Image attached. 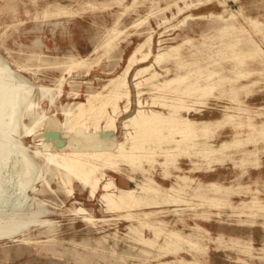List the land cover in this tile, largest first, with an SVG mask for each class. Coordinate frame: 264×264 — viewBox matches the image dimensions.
<instances>
[{
    "label": "rangeland",
    "instance_id": "374dc122",
    "mask_svg": "<svg viewBox=\"0 0 264 264\" xmlns=\"http://www.w3.org/2000/svg\"><path fill=\"white\" fill-rule=\"evenodd\" d=\"M219 1L0 0V56L7 61L13 72L17 69L16 71L35 87L33 91L35 96L38 95L39 86L55 89L60 77L66 76L62 96L56 99L53 106L47 100L42 105L47 117H57L64 123L63 109L78 102H85L89 93L101 92L109 80L121 73L127 57L135 47L149 34H153L155 52L158 48L180 46V60H167L155 67V71L162 75L158 77L159 81L178 74L186 75L188 72L195 75V78L192 77L193 81L202 80L199 78L200 70L205 75L212 71L217 73L212 77L213 80L225 79L219 83L215 97L210 98L208 105L197 106L202 110L199 114L191 113V118L198 121L223 119L225 113L238 116L233 123L218 128L211 139L199 138V143L197 142V145L209 142L218 146L238 138L237 131L241 133L239 137L249 134L248 127L235 128L234 123L239 122L240 116L243 119L251 117L257 124L264 122V56L261 61L253 56L256 47L264 52V0H226L223 3ZM54 4H60L70 12L62 16L46 15L44 11ZM187 4H190L189 8H185ZM179 7L185 11L180 15ZM227 10L233 12L242 10L243 15L255 18L261 25V31L255 23L244 20L243 15H238L233 24L211 15L224 16V11ZM185 16L190 17L185 18ZM228 23L232 25L228 26ZM113 27L122 31L120 42H115L116 46L103 47L104 40ZM31 29L33 32H30ZM28 30L29 32H26ZM248 40L250 42L253 40L254 46L248 45ZM159 41H161L160 46ZM234 42L236 43L233 44ZM228 45H234L233 50L226 48ZM95 47H99V51L92 54ZM71 55L89 57V62L83 69L65 72ZM178 61L185 66L179 69L180 71L176 64ZM241 74L243 77H240ZM144 92L143 98L150 103L153 102V98L159 102L157 96L165 101L173 98V94L170 93L154 95L147 85L144 86ZM74 93L78 95L74 96ZM132 99L133 104L130 108L135 109L134 91ZM187 101L192 102L191 99ZM146 109L155 108L149 106ZM156 109L166 112L162 107ZM29 120L32 123L31 119L25 116L22 121L24 125L30 124L31 127ZM21 131L15 137L26 147L30 150H34L37 146L41 147L40 139L37 138L39 132L29 136L24 130ZM58 132L45 134L43 141L47 142L52 136L57 137ZM115 135L114 139L124 141V131L121 127ZM70 136L75 138L74 133L66 134L65 142L71 139ZM85 138L81 136L79 140L81 139L82 142ZM248 152H254L258 160L242 165L241 161ZM228 154L232 158L224 163L212 164L211 171H207L206 164H202L200 171L195 169L192 160L197 162L196 157H183L179 162L181 171L170 167L169 176L167 173L164 174L165 170L161 166L156 165V169L152 171L153 178L164 187L170 188L177 183L175 175H188L196 182H218L234 188L238 186L236 191L240 194L232 196L231 205L251 201L254 197L264 202V140L259 138L255 143L231 147ZM158 160L162 162L164 159L158 157ZM125 164L121 163L120 166L125 173L134 176L138 182L144 180L141 172L134 173L130 166ZM18 166L17 157H12L8 161L9 172L16 171ZM146 168L148 169L149 166L146 165ZM52 171L35 182V190H20L18 180L13 178L8 193L0 199V264H264V217L257 218L255 225L251 226L242 223L236 215L237 211H234L230 205L201 207L199 199L192 198L196 183L191 185L187 193L181 195L184 201L187 200V204L181 202L177 205L159 206L156 209L142 207L133 211L134 220H128L123 217L124 211L107 210L99 200V196L91 199L88 188L77 182H73L74 194L69 196L67 186L63 185L59 173ZM107 174L115 178L119 187L137 189L136 183L129 181L127 177L110 171H107ZM37 201L45 204L52 213L39 216V219L50 220L52 224L30 223L32 218L28 212ZM79 207L86 209V214L93 216L95 222L85 220L84 218L89 216L74 211ZM153 211L156 213L149 217L150 221H164L167 224L166 229L181 230L190 239L206 245L207 252L196 251L186 244L181 251L173 254L160 250L159 245L165 244L164 235L157 238L153 229L142 228L139 223L140 218L144 219L143 213ZM243 219L246 220L244 217ZM196 225L203 226L210 234L199 233ZM133 226L141 230L142 237L156 240V246L151 248L143 245L139 241V236L131 231ZM27 229L28 232L22 233ZM237 237L242 239V244L245 241L252 242L253 248L250 254L242 251L244 245L233 240Z\"/></svg>",
    "mask_w": 264,
    "mask_h": 264
},
{
    "label": "bare ground",
    "instance_id": "6f19581e",
    "mask_svg": "<svg viewBox=\"0 0 264 264\" xmlns=\"http://www.w3.org/2000/svg\"><path fill=\"white\" fill-rule=\"evenodd\" d=\"M225 1L226 0H220L219 3ZM189 7L190 4H187L185 8ZM68 12H70L68 8L60 4L49 6V9L44 11L46 15L55 16H62ZM182 12L185 11L182 7H179L178 14L180 15ZM224 14H227V16H223L222 14L211 15L217 18H223L225 22L233 24V21H235V18H237L238 15H243V11L233 12L227 10L224 11ZM174 16L173 18H175ZM186 17L190 16H185V18ZM243 17L244 20L255 23L257 28L261 31V25L255 18L245 15H243ZM232 24L228 23V26H231ZM35 25L36 24H34V26ZM36 30L34 29V31ZM26 32H29V30ZM30 32H33V30ZM121 34L122 31H118L113 27V29L109 31L108 36L106 37L107 39L104 40L105 42L102 46H116L115 42L119 41ZM251 41L253 42V40ZM35 42H37L36 39ZM189 42L190 40H188V43ZM252 42L248 40V45L254 46ZM158 43L160 46L161 41ZM235 43L236 42L233 44ZM154 47L153 34H149L147 38L139 43L133 52L127 57L126 65L121 73L109 80L103 86L101 92L89 93L85 102H78L75 103L74 106H69L66 109H63L65 116L64 123L57 117H47L42 105L43 102L47 100L49 104L53 106L56 99L62 96L66 76L60 77L55 89L43 85L39 86L38 95L35 96L33 93L35 87L31 85L29 81L19 73V71H16L17 69L13 72L7 61L0 56V199L8 193L10 182L13 178L18 180L20 190H35V182L40 178L43 179L44 174L47 172L54 170L59 173L63 185L67 186L69 196L74 194L72 187L73 182H77L83 185L84 188H88L91 199H96L99 196V200L105 205V207H107V210L112 212L124 211L125 214L123 217L128 220L135 218L133 211L142 207L156 209L159 208V206L170 204L177 205L181 202L187 204V200L184 201V198L181 197V195L187 193L193 183H196V186L193 189L192 198H195L196 200L199 199V206L201 207L209 208L218 207L222 204L230 205L234 211H237L236 215L240 218V221L242 223H248L251 226L255 225L257 218L264 217V202L257 197H254L251 201H242L239 205H231L232 196L240 194V192L236 191L238 186L234 188L233 186H226L218 182H196L194 178L188 175H175L177 179L176 185L166 188L153 178L152 171L156 169V165L161 166L165 170L164 174H168L167 176H169L168 170L170 167L181 171L179 162L183 157H196L198 158L197 162L192 160V163L196 167L195 169L200 171L203 167L202 164H206L208 166L207 171H211L212 164L224 163L227 159L232 158L229 157L228 154V150L231 147L242 145L244 143H255L259 138L264 140V122L257 124L253 122L251 117L243 119L240 116L239 122L234 123L235 128L241 129L243 127H248L250 129L248 135L245 137H239L241 133L237 131L238 138L232 142H223L218 146L209 142H204L203 145H197L199 138L211 139L218 128H222L231 122L233 123V121H236L235 118L238 117L230 113H225L223 119H217L214 121H198L191 118L192 112L199 114V112L202 111L197 108V106L206 107L210 98L215 97V91L218 89L219 83L225 79L220 77L221 80H213L212 77L217 73L215 74L211 70L212 72L205 75L203 71L200 70L199 72H201V75H199V78L202 80L193 81L192 77L195 78V75H192L191 72L189 73L187 71L188 74L186 75H179L177 73L178 75L175 77L159 81L160 78L158 79V77L162 75L155 71V67L167 60H180V46H168L165 49L158 48L156 52L154 51ZM226 48L233 50L234 45H228ZM98 51L99 47H95L92 54H96ZM109 53L106 54L108 55ZM234 53L235 51H233V54ZM254 53L255 55L253 56L258 58L257 60L261 61L263 59L264 52L262 53L259 47L255 48ZM43 56L46 57L45 55ZM88 58L89 57H82L79 55L69 56L65 72L70 73L73 70L83 69V67L89 62ZM48 63L51 62L49 61ZM176 64L178 70L185 67L180 61L176 62ZM92 65L93 64H90V66ZM31 68L33 67L31 66ZM26 69H28V67H26ZM159 70H161V68ZM166 74L168 75V72ZM220 75L221 74H219V76ZM241 76L242 74L240 77ZM245 76H247V74ZM145 85L151 88V92L154 95L161 96L162 93H170L173 94V98H171L170 101H165V99L157 96L159 102L153 98V102L150 103L143 98L145 94ZM54 91H56V93H54ZM133 91L135 92L136 97L135 109L130 108V105L133 104ZM77 95V93H74V96ZM187 99H191L192 102L189 103ZM149 106L155 109L147 110L146 108ZM158 107H162L166 112L157 110L156 108ZM25 116H28V119H31L32 123L29 120L32 124L31 127L29 126V123L28 126H26V124L24 125L22 120ZM51 118L54 119L50 120ZM119 127L124 131V141L114 139L116 138L115 132L119 130ZM21 129L29 136H34L39 132L37 135L38 137H36L40 139L39 144L41 147L39 148L37 146L34 150H30L18 140L15 136L19 134ZM58 131H60V133ZM52 132H58L59 134H57V137L52 136L51 139L44 142L43 137L46 136L45 134L48 133L49 135V133ZM71 133L75 134V138L70 136L69 138L71 139L65 142L66 134ZM94 135L96 137H94ZM81 136L86 137L82 142L80 141L81 139L79 140ZM49 137H51V134ZM12 157L18 158L19 166L16 171L9 172L8 161H10ZM158 157H162L164 160L160 162ZM257 160L258 158L254 152H248L242 159L241 164L246 165ZM121 163L128 164L134 173L141 172L144 180L138 182L134 176L125 173L120 167ZM146 165L149 166L148 169L146 168ZM107 171L127 177L129 181L136 183L137 189L119 187L115 178L109 176ZM74 211L89 216L85 217V220L91 223L95 222L93 216L86 214V209L79 207L77 209L75 208ZM28 213L32 218L30 223L33 225H36L37 223H40V225L52 224L50 220L41 221L39 219V216L42 217L48 213L52 214L42 202L37 201L36 204L30 207ZM155 213L156 211L143 213L144 219L140 218L139 223L142 228L146 229L147 227V229H153V232L156 234L153 235L157 238L164 235L165 244L162 246L159 245L160 250H166L173 254L181 251L183 245L186 244L196 251L204 250L207 252L208 247L206 245H202L200 241L190 239L189 236L181 230L166 229L167 224L164 221H150L149 217ZM243 217L246 218V220H244ZM196 230L202 234H210V232L201 225H196ZM28 231L29 229L22 231V233ZM131 231L139 236V241L143 245L151 248L156 246V240L142 237L143 235L139 228L133 226ZM233 240L244 245V250H242L244 253H251L253 248L251 241H245L242 244L241 238L237 237L233 238Z\"/></svg>",
    "mask_w": 264,
    "mask_h": 264
}]
</instances>
